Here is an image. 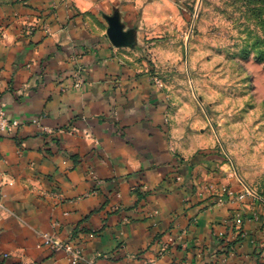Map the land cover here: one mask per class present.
I'll use <instances>...</instances> for the list:
<instances>
[{
	"label": "crops",
	"instance_id": "crops-1",
	"mask_svg": "<svg viewBox=\"0 0 264 264\" xmlns=\"http://www.w3.org/2000/svg\"><path fill=\"white\" fill-rule=\"evenodd\" d=\"M132 2L0 0V112L21 123L0 133V264H69L42 233L82 243L96 264H264L263 200L204 209L170 182L179 172L207 191L246 186L211 161L218 137L202 114L172 111L129 48L109 43L103 14L119 10L128 30ZM73 51L91 72L84 92L57 78L77 68Z\"/></svg>",
	"mask_w": 264,
	"mask_h": 264
},
{
	"label": "rangeland",
	"instance_id": "rangeland-1",
	"mask_svg": "<svg viewBox=\"0 0 264 264\" xmlns=\"http://www.w3.org/2000/svg\"><path fill=\"white\" fill-rule=\"evenodd\" d=\"M131 1L128 30L133 32V40L121 48H129V59L141 70L138 76L164 96L172 111L180 102L179 109L186 114H202L218 137L211 161L233 166L246 185L245 198L237 201L235 196L243 193L234 194L225 186L207 191L200 184L189 185L179 172L172 174L170 182L181 183V189L187 190V205L196 198L204 209L242 205L248 198L263 202L264 0ZM116 13L122 22L119 10L103 14L104 19ZM109 43L121 49L110 39ZM69 54V61L77 68L58 76V81L63 92H84L91 72L81 63L82 52ZM108 81L119 83L112 76ZM68 132L77 134L79 129L68 128ZM85 137L93 139L88 131ZM89 175L97 185L103 183L95 170ZM235 221L239 226L235 236L244 238L242 214ZM48 237L61 246L48 245ZM41 238L53 253L64 254L69 264H96L87 258L82 243L59 241L49 233H42Z\"/></svg>",
	"mask_w": 264,
	"mask_h": 264
},
{
	"label": "water",
	"instance_id": "water-1",
	"mask_svg": "<svg viewBox=\"0 0 264 264\" xmlns=\"http://www.w3.org/2000/svg\"><path fill=\"white\" fill-rule=\"evenodd\" d=\"M106 20L108 22L107 35L112 44L117 48L130 46L133 40V32L125 29L119 14L107 16Z\"/></svg>",
	"mask_w": 264,
	"mask_h": 264
},
{
	"label": "built area",
	"instance_id": "built-area-1",
	"mask_svg": "<svg viewBox=\"0 0 264 264\" xmlns=\"http://www.w3.org/2000/svg\"><path fill=\"white\" fill-rule=\"evenodd\" d=\"M21 127V123L17 120H11L8 117H6L4 112H0V133L6 134V135H13L16 133L17 130ZM237 201L243 200L245 198V194H240L235 196ZM0 207H3L0 203ZM241 221V220H239ZM47 243L50 246L53 247H60L61 245L54 242L51 238L48 237ZM70 248V247H68ZM72 249V248H71ZM154 264V263H152Z\"/></svg>",
	"mask_w": 264,
	"mask_h": 264
},
{
	"label": "trees",
	"instance_id": "trees-1",
	"mask_svg": "<svg viewBox=\"0 0 264 264\" xmlns=\"http://www.w3.org/2000/svg\"><path fill=\"white\" fill-rule=\"evenodd\" d=\"M140 196V195H139ZM140 198H141V196H140Z\"/></svg>",
	"mask_w": 264,
	"mask_h": 264
}]
</instances>
